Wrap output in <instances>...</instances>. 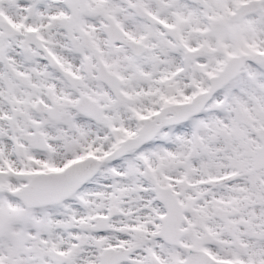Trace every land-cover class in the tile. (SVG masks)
Segmentation results:
<instances>
[{"label": "snow or ice", "instance_id": "obj_1", "mask_svg": "<svg viewBox=\"0 0 264 264\" xmlns=\"http://www.w3.org/2000/svg\"><path fill=\"white\" fill-rule=\"evenodd\" d=\"M0 264H264V0H0Z\"/></svg>", "mask_w": 264, "mask_h": 264}]
</instances>
